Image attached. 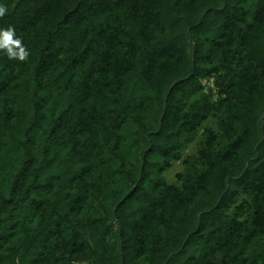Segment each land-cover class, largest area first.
Masks as SVG:
<instances>
[{"label":"trees","instance_id":"obj_1","mask_svg":"<svg viewBox=\"0 0 264 264\" xmlns=\"http://www.w3.org/2000/svg\"><path fill=\"white\" fill-rule=\"evenodd\" d=\"M248 2L0 0V29L13 28V38L29 53L23 61L10 60L0 48V75L21 63L29 70L17 158L0 191V232L2 224L20 221L16 210L26 209L20 225L26 249H35L31 264L73 263L87 257L93 242L101 253L97 264H145L148 258L155 264H218L216 251L224 256L221 264H244L232 250L264 235V0L252 23ZM111 29L113 38L136 37L150 49L139 60L134 44H105ZM67 43L82 50L61 59ZM96 47L103 93L108 76L119 93L125 78L143 66L133 101L107 111L109 135L99 129L100 94L89 85L76 89L72 78ZM221 71L232 79L217 105L206 114L185 111L184 101L201 90V80ZM75 89L77 97L66 100ZM211 113L218 115L226 146L218 150L219 136L208 132L195 175L184 188L169 185L164 171L175 159L174 145L180 138L194 141ZM5 118L10 116L3 114L0 123ZM59 148L69 155L57 174ZM52 190L46 217L53 214L54 224L42 219L34 229L26 227L38 214L30 211L36 197ZM240 192L253 204L250 231L236 219L228 222ZM90 202L98 211L77 230ZM213 240L215 248L206 246ZM197 246L200 257L184 263ZM259 259L264 264L260 254L249 264Z\"/></svg>","mask_w":264,"mask_h":264},{"label":"rangeland","instance_id":"obj_2","mask_svg":"<svg viewBox=\"0 0 264 264\" xmlns=\"http://www.w3.org/2000/svg\"><path fill=\"white\" fill-rule=\"evenodd\" d=\"M263 0H249L246 5L247 10L250 12L248 23L253 22L256 7ZM103 21L99 20L98 23L101 24ZM131 31V29H128ZM114 37V30H110L105 44L117 43L123 40L126 44L135 45L137 59L141 60L145 54L150 49L149 45H146L143 41L138 40L136 37L128 38L127 35L120 36L118 38ZM110 41V42H109ZM104 47V46H103ZM106 48V47H104ZM82 49L78 48L76 45L67 43L64 45L63 52L61 54V59L69 57L72 54L78 55ZM99 48L88 56L81 64L77 67V70L73 73L72 78L76 83V89H81L84 85H89L93 94H100L99 101V129L101 132H105L109 135L110 119L107 116V111L110 107L123 108L127 103L132 102L133 96L136 94L139 86V81L141 80V73L143 71V66H140L135 72L131 73L125 78V88L117 93L114 84V80L111 76L107 77V81L104 84L105 93L100 86V82L96 80V75H98V52ZM20 66H16L14 70L6 69L3 70L0 75V82L5 85L4 89H0V121L3 114L9 115L7 123L4 120L0 123V191L3 184L9 179L13 170V161L17 158V147L15 144L16 135L19 132L21 124L24 117V99L25 95V80L28 76V66L21 63ZM232 79V73L228 71H221L217 75H213L209 78L201 80V90L190 96L186 101H184L185 111H200L206 114L212 105H217L219 95L223 90L224 86ZM111 83V84H110ZM20 84L21 87H16ZM68 92L64 94L66 100H74L77 95V90ZM133 105V109L138 111L141 107ZM200 109H203L202 111ZM208 132H213L219 136L218 140V150L223 149L227 140L222 138V131L219 125L218 115L211 113L207 116V119L203 120L201 126L198 129L196 138L192 142H184L180 138L174 145L175 159L171 162V165L164 171L166 181L169 185H174L178 188H184L185 182L195 175L196 170L200 167L202 159L201 152L205 149V141ZM2 137V140H1ZM69 155L67 149L59 148L55 153L58 156V160L61 162L59 166L52 173H59L64 166L65 160ZM106 182H102V187H104ZM55 190L45 193L40 197H36L33 202L30 211L32 209L37 211V216L33 218L31 222L25 221L28 228L34 229L36 226L40 225L42 219L51 220L50 224L53 225L52 221L53 214L46 217L47 214L52 212V194ZM102 200L108 198V192L103 189ZM28 209V208H27ZM26 210V209H25ZM25 210H22L21 219L16 224H10L9 222L2 224L5 228L0 232V264H31V259L35 254V249L27 250V244L24 243L26 238V233L21 228V223L24 222L22 219L25 218ZM98 211V203L90 202L86 207L85 212L80 217V223L77 225V230L87 223L88 219L93 217ZM254 218V209L251 200L243 192H240L234 203L231 204L228 210V222L233 219L241 222L245 228L249 231L253 229L252 222ZM9 221V220H8ZM12 233H11V232ZM206 246H212L215 248V240L209 242ZM203 249L200 246L194 247L190 254L184 260V263H188L191 259H197L200 257ZM239 257L244 264H249L252 262L253 258L260 254L264 256V235H259L250 242L246 240L242 241L239 249H233L232 255ZM100 251L98 250L95 243H92L91 250L88 252L86 258L77 260L73 263L66 261L65 264H97L100 258ZM223 254L220 251H216L214 260L216 263H223ZM228 261V260H227ZM145 264H155L152 258L146 259ZM54 264H60L54 263ZM229 264H233L230 263ZM258 264H263V260L259 259Z\"/></svg>","mask_w":264,"mask_h":264},{"label":"clouds","instance_id":"obj_3","mask_svg":"<svg viewBox=\"0 0 264 264\" xmlns=\"http://www.w3.org/2000/svg\"><path fill=\"white\" fill-rule=\"evenodd\" d=\"M5 12L3 7H0V16ZM15 36V31L13 28L9 27L7 29H0V48L5 49V54L8 59H16L23 61L27 58L28 52L22 46L21 40L19 37L13 38ZM18 50V51H17Z\"/></svg>","mask_w":264,"mask_h":264}]
</instances>
